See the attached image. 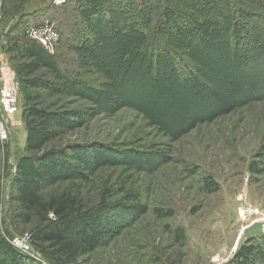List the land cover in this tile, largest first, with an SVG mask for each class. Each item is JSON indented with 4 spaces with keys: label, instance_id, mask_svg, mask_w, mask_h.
<instances>
[{
    "label": "rangeland",
    "instance_id": "rangeland-1",
    "mask_svg": "<svg viewBox=\"0 0 264 264\" xmlns=\"http://www.w3.org/2000/svg\"><path fill=\"white\" fill-rule=\"evenodd\" d=\"M22 1L59 28L53 48L11 41ZM166 1L95 16L1 0L20 110L0 114V264H63L33 239L63 192L70 264H264V0Z\"/></svg>",
    "mask_w": 264,
    "mask_h": 264
},
{
    "label": "trees",
    "instance_id": "trees-1",
    "mask_svg": "<svg viewBox=\"0 0 264 264\" xmlns=\"http://www.w3.org/2000/svg\"><path fill=\"white\" fill-rule=\"evenodd\" d=\"M5 1L7 0H2V2ZM156 1L161 3L160 7L162 8V11H164V13L169 11L168 9H166V0H79V4L83 14H88L89 12L93 13L94 11H96L95 16H98L99 14L104 15V13H108V11H111L112 14L119 13V15H123V13L130 12L131 9L135 10V13L139 14V12H142L144 9L147 10V8H151V5ZM70 2H66L65 4H63V6H56L54 4L53 6L55 8H63ZM25 3V1H22L12 9L15 15L18 14L19 19L14 25V28L18 29V26L20 27V24L27 25V27L25 26L26 28L24 27L26 35L20 34L18 35V37L13 35L14 37L10 38L11 41L18 44L16 47L21 51L29 47V42L27 41V39L30 38L27 33L29 27L41 24L38 23L29 25L30 23L28 19L32 15L30 13H27V9L21 10L22 7L18 9L19 5L22 6ZM93 7H96V9L91 11V8ZM124 9H127L128 11ZM58 31L60 33L59 28ZM140 31L143 32V34L146 33L143 29H141ZM40 138V134L36 135L35 138L33 136H30L26 148L29 150H36L37 148H39ZM2 148L3 145L0 140V154L2 152ZM42 208L45 210V213L54 212L58 221L53 222V224L49 225L44 230L38 231V233L33 234V239L37 243H40L41 246H46L49 250L48 254L55 256L63 264H70L71 262H74L76 259H78L80 255L79 251L82 250L83 247L75 239L70 237L68 238V235L70 234L68 233V231L70 230V225L66 224L64 220L68 217V215H73L80 210L78 198L69 192H63L60 195L53 196L50 201L45 202L42 205Z\"/></svg>",
    "mask_w": 264,
    "mask_h": 264
},
{
    "label": "built area",
    "instance_id": "built-area-1",
    "mask_svg": "<svg viewBox=\"0 0 264 264\" xmlns=\"http://www.w3.org/2000/svg\"><path fill=\"white\" fill-rule=\"evenodd\" d=\"M1 1V0H0ZM69 0H51L56 6H63ZM29 37L34 38L45 47L53 48L60 39V33L56 25L52 22L41 23L29 27L27 31ZM0 74L2 76V86L0 92V114L7 119L9 124L15 125L17 114L20 110L19 89L17 74L11 67L8 59L1 57ZM8 125L0 121V140L2 143L10 137ZM259 222L264 228V216L259 217Z\"/></svg>",
    "mask_w": 264,
    "mask_h": 264
},
{
    "label": "crops",
    "instance_id": "crops-1",
    "mask_svg": "<svg viewBox=\"0 0 264 264\" xmlns=\"http://www.w3.org/2000/svg\"><path fill=\"white\" fill-rule=\"evenodd\" d=\"M33 4V3H32ZM40 6V3H34L33 6L31 8L27 9V13H32V11L34 10V8H38Z\"/></svg>",
    "mask_w": 264,
    "mask_h": 264
}]
</instances>
